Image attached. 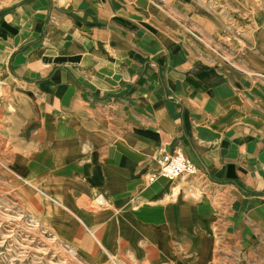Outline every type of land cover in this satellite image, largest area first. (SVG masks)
Returning a JSON list of instances; mask_svg holds the SVG:
<instances>
[{
	"label": "crops",
	"instance_id": "0c3cea01",
	"mask_svg": "<svg viewBox=\"0 0 264 264\" xmlns=\"http://www.w3.org/2000/svg\"><path fill=\"white\" fill-rule=\"evenodd\" d=\"M226 1L0 0V171L58 237L152 264L264 237V2ZM176 149L197 173L149 181Z\"/></svg>",
	"mask_w": 264,
	"mask_h": 264
},
{
	"label": "rangeland",
	"instance_id": "374dc122",
	"mask_svg": "<svg viewBox=\"0 0 264 264\" xmlns=\"http://www.w3.org/2000/svg\"><path fill=\"white\" fill-rule=\"evenodd\" d=\"M257 1L260 4L261 1L264 2ZM217 2L219 8L226 13L227 1ZM255 19L251 16V27L256 23ZM228 25L233 26L234 23L229 21ZM6 146L10 151L11 145ZM4 159L0 157V162L3 163ZM35 187L32 185L12 187L0 171V264L153 263L155 256L147 258L145 255L138 261L134 259L128 243H124L119 250L111 253L102 250L101 240L92 238L69 240L58 237L60 234L46 216V211L49 215L52 201L41 193L36 185ZM84 231L86 230L83 227L80 232ZM78 236H84V233ZM234 245L236 248L239 246L237 240L234 241ZM72 246L78 250L71 249ZM234 254V264H264V237L252 229L249 253L245 254L235 249Z\"/></svg>",
	"mask_w": 264,
	"mask_h": 264
},
{
	"label": "built area",
	"instance_id": "2783aa9c",
	"mask_svg": "<svg viewBox=\"0 0 264 264\" xmlns=\"http://www.w3.org/2000/svg\"><path fill=\"white\" fill-rule=\"evenodd\" d=\"M157 161V169L149 176L151 182L159 177L173 180L182 175L196 174L198 171L197 165L181 149H176L170 153L161 152Z\"/></svg>",
	"mask_w": 264,
	"mask_h": 264
},
{
	"label": "bare ground",
	"instance_id": "6f19581e",
	"mask_svg": "<svg viewBox=\"0 0 264 264\" xmlns=\"http://www.w3.org/2000/svg\"><path fill=\"white\" fill-rule=\"evenodd\" d=\"M47 196H48V195H47ZM48 197L52 199V197H50V196H48ZM239 246H240V245H239ZM71 249H73V250H74V249H75V250H78L75 246H72ZM102 250H103L104 252H110L108 249H106V247H105V245H103V243H102ZM243 251H244L245 254H248V253H249V249H248V250H246V249L244 250V249H243ZM111 253H112V252H111ZM111 253H109V254L111 255ZM99 254H100V253H99ZM101 255H102V254H101ZM100 258H101V257H100ZM225 263H226V264H234L233 261H228V260H226V259H225ZM191 264H198V255H196L195 260H193V261L191 262Z\"/></svg>",
	"mask_w": 264,
	"mask_h": 264
}]
</instances>
